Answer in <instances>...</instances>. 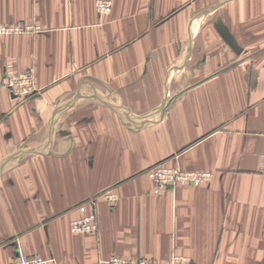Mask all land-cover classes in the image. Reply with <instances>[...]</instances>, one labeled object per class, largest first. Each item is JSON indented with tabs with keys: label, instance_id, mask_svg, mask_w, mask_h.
I'll use <instances>...</instances> for the list:
<instances>
[{
	"label": "crops",
	"instance_id": "crops-1",
	"mask_svg": "<svg viewBox=\"0 0 264 264\" xmlns=\"http://www.w3.org/2000/svg\"><path fill=\"white\" fill-rule=\"evenodd\" d=\"M95 1L0 0L41 29L0 37V264H264V0ZM159 163L211 178L158 191Z\"/></svg>",
	"mask_w": 264,
	"mask_h": 264
},
{
	"label": "built area",
	"instance_id": "built-area-1",
	"mask_svg": "<svg viewBox=\"0 0 264 264\" xmlns=\"http://www.w3.org/2000/svg\"><path fill=\"white\" fill-rule=\"evenodd\" d=\"M95 6L100 17L111 14L113 0H96ZM41 29L38 26L28 24H9L0 22V37L19 35L26 33H37ZM10 68V67H9ZM7 78L2 83L15 97H28L37 92L34 85L32 72L21 75H13L8 69ZM148 177L156 183L158 191L175 190L179 186L199 187L207 183L211 178V173L186 171L180 167H170L165 163H159L146 171ZM110 196V195H109ZM90 209L87 205L80 206L82 216L72 221L70 229L73 234L82 235L95 233L99 229V220L96 210V201L90 202ZM10 264H57L54 259H47L41 256H20L14 258ZM101 264H192L186 259L174 257L168 262H158L154 260L139 258L131 259L126 257L113 256L102 260Z\"/></svg>",
	"mask_w": 264,
	"mask_h": 264
}]
</instances>
